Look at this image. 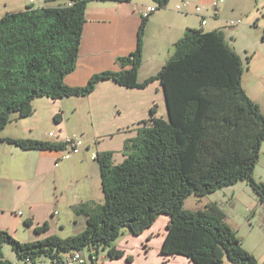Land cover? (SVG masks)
Segmentation results:
<instances>
[{
    "label": "trees",
    "instance_id": "1",
    "mask_svg": "<svg viewBox=\"0 0 264 264\" xmlns=\"http://www.w3.org/2000/svg\"><path fill=\"white\" fill-rule=\"evenodd\" d=\"M59 1L63 2L29 3L0 16V144L63 150V142L5 137L3 132L15 115L34 113L36 98L88 95L105 79L137 88L159 81L168 118L157 115V106L150 109L137 136L125 140L121 163L114 162L111 151L97 153L104 199L75 207L77 214L86 216V228L75 235L51 234L31 242L0 230V264H10L2 250L6 243L19 259L30 261L40 256L54 260L71 250L87 249L92 264H97L98 254L93 259L90 251L98 252L102 246L110 259L133 262L134 257L117 249L113 241L124 226L134 236L141 235L161 215L169 217L160 246L164 261L177 254L194 264H259L216 203L197 211L184 207L193 193L202 196L238 181H247L264 201V182L253 176L264 141V113L242 84L243 61L224 31L187 28L158 73L139 81L149 19L143 17L137 48L117 59L122 69L97 73L85 86H70L65 77L79 61L90 0ZM155 1L158 7L169 2ZM49 227L46 223L35 230L44 233Z\"/></svg>",
    "mask_w": 264,
    "mask_h": 264
},
{
    "label": "crops",
    "instance_id": "2",
    "mask_svg": "<svg viewBox=\"0 0 264 264\" xmlns=\"http://www.w3.org/2000/svg\"><path fill=\"white\" fill-rule=\"evenodd\" d=\"M5 1L4 5L0 3V16L20 11L29 4V0ZM46 1L43 0L38 5L48 4ZM174 1L176 0H169L168 4L148 16L139 81L158 73L171 56L175 41L189 27L203 28L207 25V31L223 30L228 44L236 49L232 33L229 35L226 32L229 13L236 14L237 11L235 2L227 5L224 0L219 6V16L213 18V22L208 25L215 0L211 1L208 10L203 13H199L202 10L197 12L193 6L199 1L202 3V0H184L192 4L185 12L176 9V5L171 9L169 6ZM152 2L150 4H158L155 0ZM150 4L139 5L135 0H90L86 9L79 61L75 70L65 77V82L70 86H85L97 73L122 69L117 59L137 48V34L143 12ZM224 10L229 13L225 14ZM201 18H207L205 24L201 23ZM165 50L167 56L164 54ZM243 86L251 98L257 101L255 87H247L244 83ZM154 106H157L158 116L168 118L165 92L159 81L151 82L145 88H137L125 87L114 80L105 79L97 84L93 93L62 99L38 97L34 100V113L31 116L18 118L15 115L4 129L5 137L42 139L55 143H64L66 138L75 137L84 141L80 152L67 159L60 158L66 148L30 150L8 142L0 144V166L14 167L19 174L27 175L25 183L31 186L25 202L27 212L23 219L28 218L33 223L28 225L25 222L30 232L29 241L44 239L51 234L65 237L60 231H64L67 224L61 221L57 207L70 210L72 217H76L73 221V235L86 228V216L84 215V222L79 224L82 214H77L75 207L83 202H102L104 199L100 165L97 159L92 158L93 153L111 151L114 153V162L121 163L125 159V140L137 136L138 129L150 116V109ZM54 208L58 211V216L54 214ZM159 220L163 221L162 227H165L169 217L161 215L138 238L128 232L125 234L128 242L122 240L114 244L117 249L131 254L133 262L127 261L125 257L110 259L107 255H101L100 264H194L188 257L177 254L164 261L160 255V246L164 242L166 227L163 230L160 226L158 228ZM71 222L72 218L69 224ZM44 223H49L48 230L44 233L37 232L35 227ZM18 257L15 251L10 256L4 254V259H8L10 264H49L42 256L35 261ZM51 261L53 264L52 259ZM226 264L234 263L228 261Z\"/></svg>",
    "mask_w": 264,
    "mask_h": 264
},
{
    "label": "rangeland",
    "instance_id": "3",
    "mask_svg": "<svg viewBox=\"0 0 264 264\" xmlns=\"http://www.w3.org/2000/svg\"><path fill=\"white\" fill-rule=\"evenodd\" d=\"M41 1L43 0H38L37 3ZM135 1L139 2L140 5L143 3L150 4L153 0ZM211 1L212 0H202V3H200V1L196 3L202 10L201 12H197H206ZM6 2L5 0H0V3L3 5ZM46 2L48 5H57L60 1L47 0ZM62 2L63 1L60 3ZM182 2H184V0H176L172 2L169 7L173 9L174 5ZM233 2L237 4L236 14L229 13L228 10L223 11L225 14L229 13L230 17L229 19L227 18V26L229 29L227 28L226 32H228L229 35L232 33V37H234V46L236 47L235 52L243 61L244 75L242 84L244 83L247 87H251V85L255 87L258 97L256 99L257 101H254L257 102L264 113V0H226L227 5ZM159 12L160 10L157 13ZM213 18H215L214 14L208 17V25L213 22ZM236 19H241V23H237V25H231L229 23V21ZM201 20H203V18H201ZM197 24L199 25L198 22ZM206 26L207 25H204L203 28L207 29ZM164 54L167 56L166 50ZM253 176L256 181L264 182V141L261 145V156L253 172ZM26 177L27 175L19 174V171L14 167L0 166V230L8 231L16 239L24 242L29 241L30 237V232L25 225V221L28 218L23 220L27 212L25 202L27 197H29V191H31V186L25 183ZM211 202L216 203L217 206L227 214L226 220L237 231L238 237L242 240L244 248L252 252L259 262L264 264V201L260 199L252 186L247 181H238L233 185L221 187L212 193H207L202 196L193 193L185 201L184 207L197 211L199 209H204L206 204ZM55 209L56 208H54L53 211H55ZM57 209L60 212L59 217L61 221L67 224V228L64 231H60V234L65 237L72 235V232L74 233L75 231V224L73 221L76 217H72V212L66 208L57 207ZM58 211L54 212L57 216ZM19 212L21 213L19 214ZM71 218L72 222L69 224ZM84 218V215L80 217L79 224L84 222ZM162 223L163 221L159 220L157 226L158 228L160 226L163 230L166 226L162 227ZM45 224L46 223L42 225ZM128 232H130V227L124 226L113 243L116 245L122 240L127 241L125 239V234ZM131 242L134 243L133 241ZM3 246L4 248H2V250L4 254L8 256H10V254L12 255V253L14 254V250L10 244L6 243ZM83 252L88 257L86 264H92L87 249H84ZM101 255H108V250L102 248V246L99 247L98 258L95 259L97 264H100L102 260ZM43 259L49 262V264H52L51 258L44 256ZM21 264L25 263L23 262Z\"/></svg>",
    "mask_w": 264,
    "mask_h": 264
},
{
    "label": "built area",
    "instance_id": "4",
    "mask_svg": "<svg viewBox=\"0 0 264 264\" xmlns=\"http://www.w3.org/2000/svg\"><path fill=\"white\" fill-rule=\"evenodd\" d=\"M38 0H29L28 3L39 6L37 3ZM224 2V0H215L213 1V14L215 17L219 16L220 14V8L219 6H221V4ZM191 2L190 1H184L178 5H176V9L178 10H183V11H187V9L191 6ZM158 5H154V4H150L146 7V9L143 12V17H148L152 12L157 11L158 9ZM195 10L197 11H201V8L199 5H195ZM206 19L203 18V20H201L202 24L206 23ZM241 19H236V20H231L229 21V23L231 25H234L237 23H241ZM65 151L63 152V154L61 155V159H67L70 158L74 153L77 154L80 152L81 148L84 146V141L82 138H75V137H68L65 139ZM93 159L97 158V154L93 153L92 155ZM21 212H19L20 214ZM90 254H92V258L95 259L97 257V250L96 249H92L90 251ZM90 257V256H89ZM87 255L84 254L83 250H71L69 252H66L64 255H62L59 258H55L53 260V264H85L87 261ZM91 259V257H90ZM27 261H30L29 258L26 259Z\"/></svg>",
    "mask_w": 264,
    "mask_h": 264
}]
</instances>
